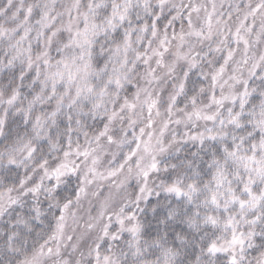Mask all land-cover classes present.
I'll list each match as a JSON object with an SVG mask.
<instances>
[{"label": "snow or ice", "instance_id": "6c2138e0", "mask_svg": "<svg viewBox=\"0 0 264 264\" xmlns=\"http://www.w3.org/2000/svg\"><path fill=\"white\" fill-rule=\"evenodd\" d=\"M0 264H264V0H0Z\"/></svg>", "mask_w": 264, "mask_h": 264}]
</instances>
